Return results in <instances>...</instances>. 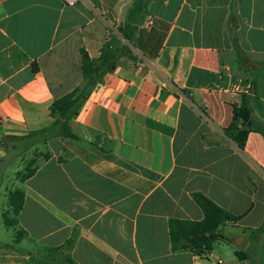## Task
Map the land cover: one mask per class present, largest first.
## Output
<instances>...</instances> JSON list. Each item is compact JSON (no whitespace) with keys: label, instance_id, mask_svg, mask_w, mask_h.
I'll list each match as a JSON object with an SVG mask.
<instances>
[{"label":"crops","instance_id":"0c3cea01","mask_svg":"<svg viewBox=\"0 0 264 264\" xmlns=\"http://www.w3.org/2000/svg\"><path fill=\"white\" fill-rule=\"evenodd\" d=\"M132 2L0 0L2 212L9 190L23 192L17 224L0 228V264H257L235 256L238 235L242 250L261 239L264 255V236L249 237L264 223V0H147L128 40L119 27ZM117 48L69 121L75 137L26 150L42 153L35 171L5 185L16 151L2 137L50 125L51 102L83 82L82 51ZM241 93L256 100L239 147L223 128ZM194 192L241 215L224 225L237 232L207 252H172L168 219L203 217Z\"/></svg>","mask_w":264,"mask_h":264},{"label":"trees","instance_id":"16d2710c","mask_svg":"<svg viewBox=\"0 0 264 264\" xmlns=\"http://www.w3.org/2000/svg\"><path fill=\"white\" fill-rule=\"evenodd\" d=\"M146 5L147 0H133L127 11L124 24L119 27V31L124 38L131 40L136 26L142 20ZM125 51L126 49L124 48L107 49L96 60L89 59L85 52L82 51V56H85L81 59L83 82L51 102L49 107V115L53 117L51 124L32 130L24 135H6L2 137V140L12 142V147L17 155L39 142H45L51 137L74 138V134L69 129L70 119L76 116L93 86L102 80L103 75L107 71L115 67L116 60ZM34 69H36L35 66ZM255 100L256 97L253 95L241 93L239 104L233 105L230 123L223 128L224 133L239 147L243 146L246 135L254 128L251 109ZM262 128L259 131L264 136V126ZM43 157H47V153H44ZM35 168L36 165L33 159H30L24 166V171L16 173L19 177L18 179L25 180L33 174ZM7 196L9 208L2 212V219L6 226H15L17 224L16 215L22 206L23 192L16 188L9 190ZM192 196L196 204L201 208L203 217L200 220L168 219V234L172 252L182 249H190L196 252L210 251L216 240L224 238L222 230L226 222H234L241 217V215H234L219 207L200 192H194ZM23 234L24 231L22 229H17L15 240H19ZM259 236H264V223L253 229L249 234L250 240ZM254 248V244H251L246 250H234V254L240 260L253 259ZM69 263L74 264L71 259H69ZM261 263L264 264V255L261 257Z\"/></svg>","mask_w":264,"mask_h":264},{"label":"rangeland","instance_id":"374dc122","mask_svg":"<svg viewBox=\"0 0 264 264\" xmlns=\"http://www.w3.org/2000/svg\"><path fill=\"white\" fill-rule=\"evenodd\" d=\"M41 151L40 150H36L33 149L31 151H24L22 153H19L17 155H15L12 158H17L16 159H10L8 160L5 164H3L2 166V172H1V178H3L4 180V184L7 185L8 187H12V186H20L21 182L19 180H17L18 175L16 174L17 172H23L24 171V166L26 165V163L30 160L33 159L34 163L38 160L39 156L41 155ZM4 188L1 187L0 189V228L3 229V221H2V211L4 210V208L6 207L5 205V200L6 198L4 197L3 193H4ZM223 230L225 232H230V233H236L237 230L232 228L231 226H226L223 228ZM11 230H8L7 233H10ZM240 232V231H239ZM2 233L0 232V239L2 238ZM239 236V235H238ZM260 241L261 239L258 240V245L256 246L255 252L253 253L252 257L253 259L257 262V264H260V259H261V251H262V244L260 245ZM223 245L222 242H218L217 244H215L214 246V251L215 252H222L224 253V249L225 251L227 250L226 248H221V246ZM225 254V253H224ZM223 254V255H224ZM221 255V256H223Z\"/></svg>","mask_w":264,"mask_h":264},{"label":"water","instance_id":"95a60500","mask_svg":"<svg viewBox=\"0 0 264 264\" xmlns=\"http://www.w3.org/2000/svg\"><path fill=\"white\" fill-rule=\"evenodd\" d=\"M83 57H85V56H83ZM237 238H239L240 241H238V239H234V243L236 245H238L239 247H241L242 249H245L246 246L243 245V242H244L245 239H243V237L240 236V235Z\"/></svg>","mask_w":264,"mask_h":264},{"label":"built area","instance_id":"2783aa9c","mask_svg":"<svg viewBox=\"0 0 264 264\" xmlns=\"http://www.w3.org/2000/svg\"><path fill=\"white\" fill-rule=\"evenodd\" d=\"M68 4H73L76 0H64Z\"/></svg>","mask_w":264,"mask_h":264}]
</instances>
